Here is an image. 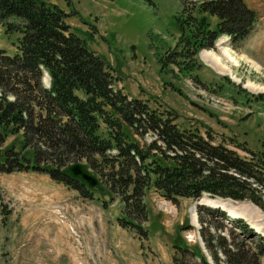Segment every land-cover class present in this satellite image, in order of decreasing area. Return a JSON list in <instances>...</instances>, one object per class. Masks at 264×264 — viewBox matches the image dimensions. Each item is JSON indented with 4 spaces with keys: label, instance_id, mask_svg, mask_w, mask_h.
Segmentation results:
<instances>
[{
    "label": "rangeland",
    "instance_id": "1",
    "mask_svg": "<svg viewBox=\"0 0 264 264\" xmlns=\"http://www.w3.org/2000/svg\"><path fill=\"white\" fill-rule=\"evenodd\" d=\"M43 1L56 5L68 31L103 61L112 89L140 99L213 146L252 158L264 179V0H242L256 15L243 38L235 42L221 34L211 48L196 52L183 40L188 34L185 19L192 25L204 16L213 28L217 18L197 10L205 0ZM18 36L0 27V51L14 54ZM206 51L229 71L210 64V57H203ZM223 52L232 54L234 63ZM242 55L257 68L241 60ZM15 137L7 136L3 144ZM151 137L146 134L144 143ZM96 165L103 166L98 159ZM254 188L264 201V189ZM88 190L68 187L42 171L0 172V264H172L173 244L181 241L212 263L213 252L223 258L221 249L215 241L209 248L204 238L221 237L229 244L232 235L241 239L248 232L232 226L228 218H239L255 236L264 237V208L248 200L207 192L168 200L150 184L143 196L146 216L133 217L130 225L118 195ZM256 243L254 237L247 245ZM199 257L186 254L182 261L195 263ZM177 258L179 264L178 252Z\"/></svg>",
    "mask_w": 264,
    "mask_h": 264
},
{
    "label": "trees",
    "instance_id": "2",
    "mask_svg": "<svg viewBox=\"0 0 264 264\" xmlns=\"http://www.w3.org/2000/svg\"><path fill=\"white\" fill-rule=\"evenodd\" d=\"M197 10L217 21L209 28L204 16L192 25L185 19L188 34L183 40L194 52L211 48L221 34L237 42L256 21L254 11L242 0L200 1ZM0 27L6 34H19L14 54L0 51V172L42 171L54 181L89 193L90 188L61 172L66 164L83 161L99 175L104 190L119 196L130 225L133 217L146 216L143 196L150 184L168 200L207 192L264 208L254 188L264 189V179L255 171L252 158L213 146L193 131L179 129L171 117L140 99L112 89L103 61L68 31L56 5L43 0H0ZM43 72L47 87L41 82ZM148 133L152 137L144 143ZM10 135L15 139L4 145ZM97 159L103 165L100 169ZM250 178L251 183L245 181ZM213 210L224 216L221 210ZM199 212L197 221L202 223ZM228 220L247 234L241 239L232 235L226 244L221 237L204 238L202 231L205 244L211 248L215 241L222 259L213 252L208 263L181 241L173 244L171 263L177 264L178 252L179 264H187L182 261L186 254L200 256L199 262L190 264H260L264 237L255 236L239 218ZM254 237L257 243L249 247Z\"/></svg>",
    "mask_w": 264,
    "mask_h": 264
},
{
    "label": "water",
    "instance_id": "3",
    "mask_svg": "<svg viewBox=\"0 0 264 264\" xmlns=\"http://www.w3.org/2000/svg\"><path fill=\"white\" fill-rule=\"evenodd\" d=\"M61 172L70 178L79 181L88 188H95L100 191L104 189V186L98 177H96L82 161H73L66 164L61 169Z\"/></svg>",
    "mask_w": 264,
    "mask_h": 264
},
{
    "label": "bare ground",
    "instance_id": "4",
    "mask_svg": "<svg viewBox=\"0 0 264 264\" xmlns=\"http://www.w3.org/2000/svg\"><path fill=\"white\" fill-rule=\"evenodd\" d=\"M223 55L228 57L227 59H229L230 62H233L235 61V59L232 58V54H230L229 52H223ZM209 56L210 57V64L214 65L215 67L219 68V69H224V68H227L225 66L222 65L220 59L217 57V56H211V53H209V51H206L205 53H203V57H207ZM235 58V57H234ZM232 59V60H231ZM241 60H244V61H247V62H250L255 68H257V64L253 61H251L250 59H248L247 57L245 56H241ZM237 62V60H236ZM228 70V68H227ZM229 71V70H228ZM47 75L44 77V82H45V85L46 83L48 84V77L46 79ZM208 204V203H206ZM212 205V204H211ZM228 209V211L230 212V215L233 216V217H237L238 213L235 212V210L231 207V206H227L226 207ZM226 210V209H225ZM252 227V226H251ZM254 228V227H253ZM257 231H259L258 229H256ZM74 233V232H73Z\"/></svg>",
    "mask_w": 264,
    "mask_h": 264
},
{
    "label": "crops",
    "instance_id": "5",
    "mask_svg": "<svg viewBox=\"0 0 264 264\" xmlns=\"http://www.w3.org/2000/svg\"><path fill=\"white\" fill-rule=\"evenodd\" d=\"M214 201V200H213ZM216 202V201H215ZM215 205H220L221 207H223L221 204H218V203H214ZM224 208V207H223ZM225 209V208H224ZM227 211V210H226ZM193 215H194V213H193ZM195 220V218H194V216H192V222H195L194 221ZM73 248V247H72ZM56 258V257H55Z\"/></svg>",
    "mask_w": 264,
    "mask_h": 264
}]
</instances>
